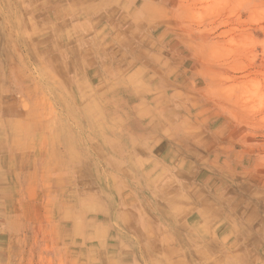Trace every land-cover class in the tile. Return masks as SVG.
I'll return each instance as SVG.
<instances>
[{
	"label": "rangeland",
	"instance_id": "374dc122",
	"mask_svg": "<svg viewBox=\"0 0 264 264\" xmlns=\"http://www.w3.org/2000/svg\"><path fill=\"white\" fill-rule=\"evenodd\" d=\"M164 263L264 264V0H0V264Z\"/></svg>",
	"mask_w": 264,
	"mask_h": 264
},
{
	"label": "bare ground",
	"instance_id": "6f19581e",
	"mask_svg": "<svg viewBox=\"0 0 264 264\" xmlns=\"http://www.w3.org/2000/svg\"><path fill=\"white\" fill-rule=\"evenodd\" d=\"M127 155V154H126ZM106 162V161H105ZM111 165H113V162L111 163ZM115 165V164H114ZM118 166V165H117ZM112 174V173H111ZM111 180V179H110ZM117 181V180H116ZM156 189V188H155ZM169 205V204H168ZM169 208V207H168ZM167 208V209H168ZM124 214H125V212H124ZM124 214H123V217H124ZM128 216V215H127ZM127 216H125V217H127ZM133 216V215H132ZM165 245V244H164ZM159 247V246H158ZM173 252H175V250L173 251ZM160 262V261H159ZM158 262V263H159ZM164 262V261H163ZM177 262H179V261H177ZM213 262V261H212ZM214 263V262H213ZM165 264V263H164ZM168 264H170V263H168Z\"/></svg>",
	"mask_w": 264,
	"mask_h": 264
}]
</instances>
